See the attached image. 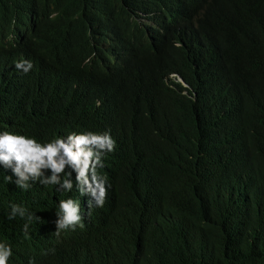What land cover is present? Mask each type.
<instances>
[{
  "label": "trees",
  "instance_id": "16d2710c",
  "mask_svg": "<svg viewBox=\"0 0 264 264\" xmlns=\"http://www.w3.org/2000/svg\"><path fill=\"white\" fill-rule=\"evenodd\" d=\"M3 131L114 141L102 207L0 162L8 264H264V0H0Z\"/></svg>",
  "mask_w": 264,
  "mask_h": 264
},
{
  "label": "clouds",
  "instance_id": "9594fccd",
  "mask_svg": "<svg viewBox=\"0 0 264 264\" xmlns=\"http://www.w3.org/2000/svg\"><path fill=\"white\" fill-rule=\"evenodd\" d=\"M16 67L27 72L32 65L28 62L25 66V63L21 62L17 63ZM180 78L178 77L183 82ZM113 146L114 141L107 133L103 135L92 132L70 133L66 140L57 138L43 144L35 137L3 131L0 132V162H3L5 169H12L13 175L17 177L15 183L23 189L30 186L28 181L31 179L39 180L44 185H60L64 191H70L73 188L71 175L74 171L80 193L82 195L90 193L96 205L102 207L106 188L104 181L97 176L96 166L100 162V150L104 148L112 150ZM66 165H69L72 171L68 172L69 178L62 181L61 174L64 173ZM44 169H51V174L45 175ZM8 180L11 182L12 176L9 175ZM59 209L57 213L59 218L55 221L57 235L62 229H74L81 221L80 207L73 199L61 200ZM17 214L24 218L26 209L12 205L9 218H14ZM27 229L28 224H25V232ZM11 255V247L0 243V264H8Z\"/></svg>",
  "mask_w": 264,
  "mask_h": 264
},
{
  "label": "water",
  "instance_id": "95a60500",
  "mask_svg": "<svg viewBox=\"0 0 264 264\" xmlns=\"http://www.w3.org/2000/svg\"><path fill=\"white\" fill-rule=\"evenodd\" d=\"M181 79V78H180Z\"/></svg>",
  "mask_w": 264,
  "mask_h": 264
}]
</instances>
